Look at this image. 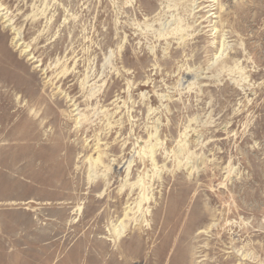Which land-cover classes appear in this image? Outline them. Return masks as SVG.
<instances>
[{
  "label": "rangeland",
  "instance_id": "374dc122",
  "mask_svg": "<svg viewBox=\"0 0 264 264\" xmlns=\"http://www.w3.org/2000/svg\"><path fill=\"white\" fill-rule=\"evenodd\" d=\"M0 14V264H264V0Z\"/></svg>",
  "mask_w": 264,
  "mask_h": 264
},
{
  "label": "bare ground",
  "instance_id": "6f19581e",
  "mask_svg": "<svg viewBox=\"0 0 264 264\" xmlns=\"http://www.w3.org/2000/svg\"><path fill=\"white\" fill-rule=\"evenodd\" d=\"M3 11V10H2ZM0 19H3V23H4V27H9L10 26V23L8 22V20L4 19V17L2 16V14H0ZM6 22H8L6 24ZM19 38H18V34L16 33L12 39H11V43L13 44V46L16 48L20 45V42H19ZM19 42V43H18ZM23 54L27 53V50L26 49H23L22 50ZM121 234V232H120Z\"/></svg>",
  "mask_w": 264,
  "mask_h": 264
}]
</instances>
